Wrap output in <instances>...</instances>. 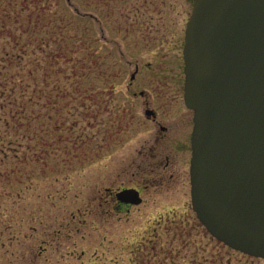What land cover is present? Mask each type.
Masks as SVG:
<instances>
[{
	"label": "rangeland",
	"instance_id": "374dc122",
	"mask_svg": "<svg viewBox=\"0 0 264 264\" xmlns=\"http://www.w3.org/2000/svg\"><path fill=\"white\" fill-rule=\"evenodd\" d=\"M194 2L0 0V264H264L197 219L188 145L174 178L130 212L111 208L108 189L141 180V149L169 151L158 121L167 142L189 135L176 124L191 117L182 46ZM66 5L89 20L52 37L49 13Z\"/></svg>",
	"mask_w": 264,
	"mask_h": 264
},
{
	"label": "water",
	"instance_id": "95a60500",
	"mask_svg": "<svg viewBox=\"0 0 264 264\" xmlns=\"http://www.w3.org/2000/svg\"><path fill=\"white\" fill-rule=\"evenodd\" d=\"M183 60L192 209L213 237L264 258V0H195Z\"/></svg>",
	"mask_w": 264,
	"mask_h": 264
},
{
	"label": "flooded vegetation",
	"instance_id": "af4514ba",
	"mask_svg": "<svg viewBox=\"0 0 264 264\" xmlns=\"http://www.w3.org/2000/svg\"><path fill=\"white\" fill-rule=\"evenodd\" d=\"M185 31V29H184ZM183 46H184V36H183ZM183 46H182V61H183V74H184V60H183ZM137 68V67H136ZM135 74L131 75V79L134 78ZM184 76V75H183ZM183 93H182V100H183V104L184 107L187 110H191L189 109L184 101V77H183V87H182ZM140 94H144L143 91L139 92ZM146 110H151V112H149L147 115L148 118L151 119H155L156 118V112L152 109L146 108L145 109V113ZM178 116V114H177ZM178 123L176 124V127L178 129L177 134L181 135V137L183 136V132L185 131L188 123H190L191 128L189 131V135L188 137H184L182 138V146L181 144H174L173 142H167L165 141L164 138V134L166 133V131L169 129V127L167 125H163L158 121V128H159V132L158 134H156L155 136V140L156 142H160L163 141L165 143H163V147L167 148L169 151H165L162 149H158L157 146H149L146 149H141L139 151L140 155H141V159L142 161H139V163L137 164V170L136 172H138V174L141 177V180L138 182H135L134 184L128 185V186H119L115 189L111 188L108 189V194L111 197V208L118 211V212H125L127 213L128 211L130 212V208L132 206H136L140 203L143 202V190L147 189L149 186H154V185H158L160 183H162L165 179H167V177H172L174 178L175 174L177 173V165L173 166L175 164V162L179 161V157L176 158V154L178 156V149L177 148H182L187 150V145H188V150L190 153V156L188 158V182H189V192H190V173H189V169H190V157H191V131H192V126H193V111L191 110V117L189 118L186 116L180 115V117H178ZM180 128H183V131L180 132ZM185 134V133H184ZM184 141L186 146L184 145ZM157 149V150H156ZM144 160H146L144 162ZM150 160V161H149ZM170 166V168H168V173L166 174V168ZM173 166V167H172ZM124 189H131L133 190L135 193V196H133L135 199H139L138 203H133L130 200H122L121 198L118 197V193Z\"/></svg>",
	"mask_w": 264,
	"mask_h": 264
},
{
	"label": "trees",
	"instance_id": "16d2710c",
	"mask_svg": "<svg viewBox=\"0 0 264 264\" xmlns=\"http://www.w3.org/2000/svg\"><path fill=\"white\" fill-rule=\"evenodd\" d=\"M39 1H40V0H39ZM67 1H68V0H67ZM43 9H44V8H40V9H38V10H42L41 12H43ZM60 10H62V12H64L65 15H63V14L60 12ZM60 10H59V11L55 10L54 12L49 13V15H50L51 17H53L52 20H54L53 30L51 31V33L53 34V35H51L52 37H53L54 35L57 36V34H58V30H59V29H61V28H65V27L68 26V24H71V23H70V20H69L70 18H73V17H79V18L84 19V20H89V18H88L87 16H85V15H76V14L72 13V12L70 11V9H69V6H67V5H66V7L61 8ZM44 14H45V13H44ZM59 31H60V30H59ZM82 35H83V34H82ZM56 36H55V37H56ZM79 36H80V38H83V36H81V35H79ZM62 39H63V38H62ZM62 39H61V40H62ZM85 41H86V40H85ZM93 41L96 42V43L98 44L99 39L96 38V37L94 36ZM82 43H84V40H82ZM98 58H99V57H98ZM99 75H101V77H102V75L105 76V74H102V73H99Z\"/></svg>",
	"mask_w": 264,
	"mask_h": 264
}]
</instances>
